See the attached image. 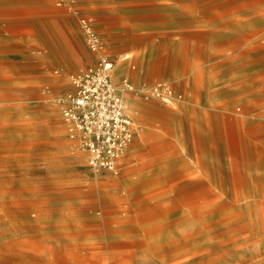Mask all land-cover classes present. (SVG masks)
<instances>
[{"label": "rangeland", "instance_id": "rangeland-1", "mask_svg": "<svg viewBox=\"0 0 264 264\" xmlns=\"http://www.w3.org/2000/svg\"><path fill=\"white\" fill-rule=\"evenodd\" d=\"M139 126L97 173L53 98L94 59L55 0H0V264H264V0H76ZM40 51V52H39Z\"/></svg>", "mask_w": 264, "mask_h": 264}, {"label": "built area", "instance_id": "built-area-1", "mask_svg": "<svg viewBox=\"0 0 264 264\" xmlns=\"http://www.w3.org/2000/svg\"><path fill=\"white\" fill-rule=\"evenodd\" d=\"M77 18L94 61L70 77L71 87L52 100L58 106L68 136L87 152L88 166L97 173L118 174L138 132L128 112V94L139 91L167 101L183 98L182 93L163 81L136 85L127 76L115 77L117 60L107 51L94 21L81 12L76 0H57Z\"/></svg>", "mask_w": 264, "mask_h": 264}, {"label": "crops", "instance_id": "crops-1", "mask_svg": "<svg viewBox=\"0 0 264 264\" xmlns=\"http://www.w3.org/2000/svg\"><path fill=\"white\" fill-rule=\"evenodd\" d=\"M55 4H56L57 6H59V5L57 4V0H55ZM76 6L78 7V3H77V1H76ZM60 7H64V8H66L67 10H69L66 6H60ZM69 11H70V10H69ZM70 12H71V11H70ZM84 14H85V13H84ZM85 15H86V14H85ZM87 16H88V15H87ZM88 17H89V16H88ZM91 19H92V18H91ZM92 20H93V19H92ZM93 21H94V20H93ZM39 52H40V51H39ZM93 61H94V59H93ZM93 61H92V62H93ZM92 62H91V63H92ZM117 66H118V61H117L116 69H117ZM115 72H116V70H115ZM121 76H126V75L123 74V75H121ZM121 76H120V77H121ZM118 78H119V77H118ZM118 78H117V79H118ZM153 83H154V82H153ZM62 120H63V119H62Z\"/></svg>", "mask_w": 264, "mask_h": 264}]
</instances>
